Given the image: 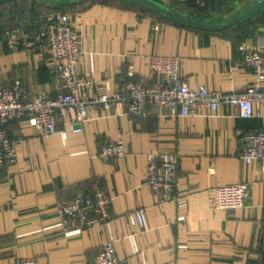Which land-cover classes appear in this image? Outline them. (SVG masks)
<instances>
[{"label": "crops", "instance_id": "crops-1", "mask_svg": "<svg viewBox=\"0 0 264 264\" xmlns=\"http://www.w3.org/2000/svg\"><path fill=\"white\" fill-rule=\"evenodd\" d=\"M166 2L168 0H156ZM209 0L195 11L192 0L177 9L210 18L226 17L242 5ZM166 4V3H165ZM37 14L0 15V84L18 80L29 98L53 96L57 85L45 59L24 49L11 51L1 41L4 30L33 18L37 23L51 8L33 2ZM201 9V10H202ZM80 26L77 74L88 75L96 88L117 89L125 82L155 83L143 58L178 56L188 86L239 92L251 79L235 66L244 48L264 50V21L243 22L229 31L205 33L158 21L155 16L112 0H85L67 7ZM47 12V13H46ZM198 12V13H197ZM37 15V16H36ZM36 16V17H35ZM158 30L153 31L152 26ZM35 26V27H36ZM133 76L126 75L127 66ZM258 116L242 119L235 108L188 117L168 116L150 108L145 117L115 115L91 108L80 132L61 122L45 138L27 120L7 124L16 162L0 170V264L32 257L37 264H86L112 240L120 264H258L264 262V171L240 159V136L264 129V106ZM62 133L65 138H62ZM120 138L124 160H102L98 153ZM178 156L176 201L159 204L146 185V156L153 150ZM215 164L208 172V158ZM110 197L109 220L89 231L62 233L55 204L89 194L91 179ZM246 182L245 206L232 212L210 209V190ZM139 209L143 226L130 225L125 213Z\"/></svg>", "mask_w": 264, "mask_h": 264}, {"label": "built area", "instance_id": "built-area-1", "mask_svg": "<svg viewBox=\"0 0 264 264\" xmlns=\"http://www.w3.org/2000/svg\"><path fill=\"white\" fill-rule=\"evenodd\" d=\"M182 4L185 0H169ZM203 8L208 0H193ZM36 25L4 30L1 41L11 51L24 49L45 59L53 71L57 92L53 96L29 98L18 80L9 85L0 84V170L16 162L15 142L7 133L8 123L27 120L30 128L45 138L55 135L61 122L70 132L77 133L88 120L91 108L112 109L115 115L145 117L150 108H164L168 116L188 117L203 108L217 113L221 108H235L237 116L248 119L258 116L257 106H264V50L244 48L235 60V66L248 70L250 81L239 91L211 90L204 85L188 86L180 74L178 56L151 54L147 62L149 79L160 77L155 83L125 82L113 89L96 88L92 79L77 74L75 66L80 55V26L67 12L51 11ZM36 26V27H35ZM158 30V26H152ZM126 75L133 76L127 66ZM62 138L65 134L62 133ZM125 145L120 138L101 147L102 160H124ZM240 159L245 165L257 163L264 171V129L240 136ZM179 156L173 150H153L146 156V185L159 204L177 200L175 193ZM214 158L209 157L208 172L214 169ZM90 193L74 195L55 204V215L62 233L89 231L95 225L105 224L109 216L110 197L99 189V180L91 179ZM248 197L246 182L218 186L210 190V209L232 212L245 206ZM130 225L143 226L139 209L125 213ZM15 264H37L32 257L19 258ZM86 264H120L112 240H105L101 250ZM258 264H264L259 262Z\"/></svg>", "mask_w": 264, "mask_h": 264}, {"label": "water", "instance_id": "water-1", "mask_svg": "<svg viewBox=\"0 0 264 264\" xmlns=\"http://www.w3.org/2000/svg\"><path fill=\"white\" fill-rule=\"evenodd\" d=\"M18 0H0V5ZM52 8H63L85 0H36ZM158 16L177 26L195 31L218 33L228 30L242 21L264 12V0H250L238 6L231 14L220 18H200L181 12L156 0H114Z\"/></svg>", "mask_w": 264, "mask_h": 264}, {"label": "trees", "instance_id": "trees-1", "mask_svg": "<svg viewBox=\"0 0 264 264\" xmlns=\"http://www.w3.org/2000/svg\"><path fill=\"white\" fill-rule=\"evenodd\" d=\"M18 1H28V2H37V3H40L41 4V2H39V1H36V0H18ZM112 1H114V0H112ZM166 1V0H165ZM209 1V0H208ZM222 1V3H228L229 1H231V0H221ZM238 1H240V0H237V2ZM243 1H250V0H243ZM12 2H14V1H12ZM77 2H80V1H77ZM115 2H117V1H115ZM161 3H163V4H165V5H167V6H169V7H172V8H175V7H177L179 4H175L174 2H171V1H166V2H162V1H160ZM187 2V0H185V2L184 3H182V4H185ZM8 3H11V2H8ZM120 3V2H119ZM192 3H193V5H194V8H196V10L195 11H203L204 9H202V8H198L195 4H194V1L192 0ZM244 3H246V2H244ZM243 3V4H244ZM6 4V3H5ZM42 4H44V3H42ZM73 4V3H72ZM122 4V3H121ZM182 4H180V5H182ZM3 5V4H2ZM47 5V4H46ZM71 5V4H70ZM124 5H126V6H129V5H127V4H124ZM48 6V5H47ZM69 6V5H68ZM68 6H66V7H63V8H51V10L52 11H59V12H67V7ZM173 6H175V7H173ZM50 7V6H49ZM130 7H133V6H130ZM133 8H135V7H133ZM136 9H138V8H136ZM175 9H177V8H175ZM202 9V10H201ZM140 10V9H139ZM177 10H179V9H177ZM140 11H142V12H145V13H147V14H150V13H148V12H146V11H143V10H140ZM179 11H181V10H179ZM36 13L37 14V8H36V10H33V13ZM181 12H183V11H181ZM47 13V12H46ZM68 13V12H67ZM185 13V12H184ZM198 13V12H197ZM187 14H190V15H192V16H196V17H200V18H210V17H206V16H204L205 14H203V13H200L199 12V15H195V14H192V13H187ZM150 15H152V16H155V15H153V14H150ZM37 16V15H36ZM35 16V17H36ZM262 17H263V21H264V12L263 13H259V14H256L255 16H253V17H250V18H248V19H246V20H244V21H242L241 23H239V24H242L243 22H246V21H251V20H254V19H262ZM155 18L158 20V21H160V22H165V23H171V22H168V21H166V20H164V19H162V18H160V17H158V16H155ZM220 18V17H219ZM32 23H33V18H30V19H28L27 21H22V22H18V23H16V24H14L13 26H11L10 28H8V29H11V28H14V27H17V26H19V25H27V26H31L32 25ZM34 24V23H33ZM171 24H173V23H171ZM239 24H237V25H239ZM175 25V24H174ZM236 25V26H237ZM236 26H234V27H236ZM181 27V26H180ZM234 27H232V28H234ZM182 28H184V27H182ZM232 28H230V29H228V30H225V31H229V30H231ZM8 29H6V30H8ZM186 29H188V28H186ZM225 31H222V32H225ZM200 32V31H199ZM205 33H207V32H205ZM218 33H221V32H218Z\"/></svg>", "mask_w": 264, "mask_h": 264}, {"label": "rangeland", "instance_id": "rangeland-1", "mask_svg": "<svg viewBox=\"0 0 264 264\" xmlns=\"http://www.w3.org/2000/svg\"><path fill=\"white\" fill-rule=\"evenodd\" d=\"M240 2V1H239ZM244 2L247 1H243L241 0L240 4H243ZM33 10H36L35 7H33V2H28V1H14L11 3H6L3 5H0V15L1 16H5L7 14H14L17 12V14H21L25 17H33ZM231 12H229V14H231Z\"/></svg>", "mask_w": 264, "mask_h": 264}]
</instances>
